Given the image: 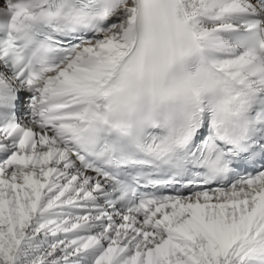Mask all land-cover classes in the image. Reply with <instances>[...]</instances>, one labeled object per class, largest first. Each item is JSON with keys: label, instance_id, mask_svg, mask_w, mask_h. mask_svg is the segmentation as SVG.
<instances>
[{"label": "snow or ice", "instance_id": "1", "mask_svg": "<svg viewBox=\"0 0 264 264\" xmlns=\"http://www.w3.org/2000/svg\"><path fill=\"white\" fill-rule=\"evenodd\" d=\"M0 264H264V0H0Z\"/></svg>", "mask_w": 264, "mask_h": 264}]
</instances>
